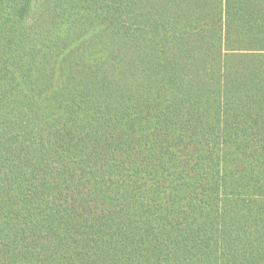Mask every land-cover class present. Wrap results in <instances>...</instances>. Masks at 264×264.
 I'll return each instance as SVG.
<instances>
[{
    "label": "trees",
    "instance_id": "1",
    "mask_svg": "<svg viewBox=\"0 0 264 264\" xmlns=\"http://www.w3.org/2000/svg\"><path fill=\"white\" fill-rule=\"evenodd\" d=\"M0 264H264V0H0Z\"/></svg>",
    "mask_w": 264,
    "mask_h": 264
}]
</instances>
